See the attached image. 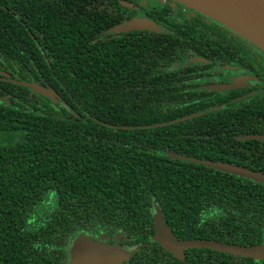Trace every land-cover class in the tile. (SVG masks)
Masks as SVG:
<instances>
[{"label":"trees","instance_id":"1","mask_svg":"<svg viewBox=\"0 0 264 264\" xmlns=\"http://www.w3.org/2000/svg\"><path fill=\"white\" fill-rule=\"evenodd\" d=\"M131 6L0 0V53L38 75L0 71V264H65L67 241L94 230L136 245L127 264H264L208 248L176 256L153 237L159 209L180 240L264 242V181L191 161L251 168L264 103L184 101L173 64L197 29L113 32Z\"/></svg>","mask_w":264,"mask_h":264},{"label":"flooded vegetation","instance_id":"2","mask_svg":"<svg viewBox=\"0 0 264 264\" xmlns=\"http://www.w3.org/2000/svg\"><path fill=\"white\" fill-rule=\"evenodd\" d=\"M127 1L132 4L129 8L136 11V14L129 21L135 18L152 20L164 33L172 32L177 29L176 26H187L192 32L191 26L197 29V32L194 31L196 38L193 40L194 42H191L192 46L189 49L191 54L182 57L179 62L173 64V68L177 69L176 78L181 77L177 83L180 86V91L186 95L187 100L184 101L192 103H199L205 99L213 101L219 94H224L226 100L223 101L226 104L242 101L243 104L259 103L260 106L262 102L264 103V53L256 46L207 15L188 9L176 1ZM124 6L127 7V5ZM166 9L167 11H165ZM156 10H163L168 14L170 20H172L171 18L174 19L167 21L160 18ZM129 32L119 34L126 36ZM134 35L133 33L132 36ZM0 71L13 78L38 76L32 68L27 66V63L23 65L18 61L14 62L9 55L3 53H0ZM230 85H236V87L225 90L217 89V87ZM225 105H220L218 102L212 103L216 109ZM259 106L254 105L258 108ZM210 109L212 110V108ZM252 116L254 117V114ZM256 119L258 118L256 117ZM255 121L256 125H264V116L259 115V119ZM259 131H263V129ZM256 135L264 136V134ZM243 137L245 136H238V140ZM259 141L261 142L258 145L248 151L251 157L248 166L251 168L247 170L264 176V139ZM258 182L261 183V180ZM154 236H156V229ZM80 237L121 248L129 254L127 259L117 264H127L130 256L137 250L136 245L128 244L129 240L120 233L110 235L105 230L79 232L73 235L65 245L67 252L65 264H71V254L77 239ZM153 241L155 240L153 239Z\"/></svg>","mask_w":264,"mask_h":264},{"label":"water","instance_id":"3","mask_svg":"<svg viewBox=\"0 0 264 264\" xmlns=\"http://www.w3.org/2000/svg\"><path fill=\"white\" fill-rule=\"evenodd\" d=\"M188 9L197 11L229 28L264 53V0H173ZM133 30L159 31L158 25L146 18H135L121 23L113 28V32H127ZM1 79V78H0ZM4 79V78H3ZM13 82L29 87L35 93L55 100L57 93L51 87H45L37 82ZM236 87L230 85L217 87L225 90ZM160 125V124H157ZM148 128L149 126H144ZM245 136L241 139H245ZM250 137L264 139V136L252 135ZM186 159L183 156H175ZM195 163L204 164L212 168L232 173L240 177L264 181V176L253 171L227 163L213 161H201L191 159ZM156 229L155 239L176 256H182L184 251L193 248H208L217 252H224L236 256L264 260V243L254 246L237 245L208 239L180 240L175 237L170 226L163 218L158 209L154 217ZM121 248H115L93 241L90 238L80 237L77 239L72 254L71 264H117L128 258Z\"/></svg>","mask_w":264,"mask_h":264},{"label":"rangeland","instance_id":"4","mask_svg":"<svg viewBox=\"0 0 264 264\" xmlns=\"http://www.w3.org/2000/svg\"><path fill=\"white\" fill-rule=\"evenodd\" d=\"M145 1H147V0H145ZM152 2V1H151Z\"/></svg>","mask_w":264,"mask_h":264}]
</instances>
